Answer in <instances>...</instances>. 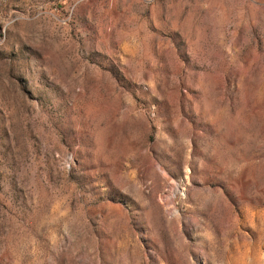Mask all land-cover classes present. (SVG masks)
Here are the masks:
<instances>
[{
    "label": "rangeland",
    "instance_id": "1",
    "mask_svg": "<svg viewBox=\"0 0 264 264\" xmlns=\"http://www.w3.org/2000/svg\"><path fill=\"white\" fill-rule=\"evenodd\" d=\"M0 264H264V0H0Z\"/></svg>",
    "mask_w": 264,
    "mask_h": 264
}]
</instances>
